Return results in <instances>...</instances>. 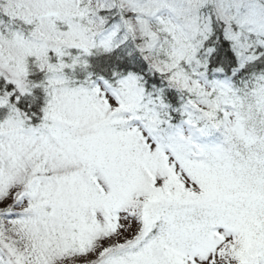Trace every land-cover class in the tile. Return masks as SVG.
I'll return each mask as SVG.
<instances>
[{"label":"snow or ice","instance_id":"obj_1","mask_svg":"<svg viewBox=\"0 0 264 264\" xmlns=\"http://www.w3.org/2000/svg\"><path fill=\"white\" fill-rule=\"evenodd\" d=\"M0 264H264V0H0Z\"/></svg>","mask_w":264,"mask_h":264}]
</instances>
